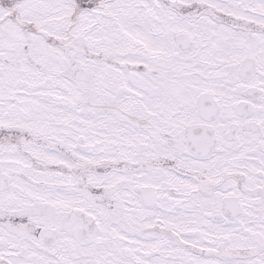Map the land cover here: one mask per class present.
I'll return each instance as SVG.
<instances>
[{
  "label": "snow or ice",
  "instance_id": "obj_1",
  "mask_svg": "<svg viewBox=\"0 0 264 264\" xmlns=\"http://www.w3.org/2000/svg\"><path fill=\"white\" fill-rule=\"evenodd\" d=\"M0 264H264V0H0Z\"/></svg>",
  "mask_w": 264,
  "mask_h": 264
}]
</instances>
